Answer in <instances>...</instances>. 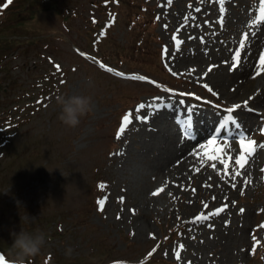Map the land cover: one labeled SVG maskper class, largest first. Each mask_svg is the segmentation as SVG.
I'll use <instances>...</instances> for the list:
<instances>
[{"label": "rangeland", "instance_id": "374dc122", "mask_svg": "<svg viewBox=\"0 0 264 264\" xmlns=\"http://www.w3.org/2000/svg\"><path fill=\"white\" fill-rule=\"evenodd\" d=\"M3 1L1 9L11 30L31 41L49 36L51 28L59 32L38 44L44 55L36 52L29 67L23 66L21 57H10L13 63L9 64V75L17 77L24 90L32 82L46 81L47 71L54 72V84L58 86L47 81L50 89L44 94L45 101L0 148V241H6L5 246L10 248L13 232L22 228L41 230L46 242L37 258L47 253V259L51 253L74 261L90 252L85 259L95 262L91 264H264V211L261 207L260 211L253 209L255 201L256 206L264 205V195L246 183L254 182L255 177L248 176L258 169L256 163L264 165V63L260 61L264 40L258 46L264 2L228 0L222 4L221 0H203L201 5L199 0H147L158 16V23H152L146 32L151 51L148 64L174 79L175 85L168 89L157 84L160 75L148 71L149 66H141L144 62L130 67L124 63L126 70L143 71L153 77L136 82L106 74L94 63L83 61L74 46L88 49L76 33L77 28L85 26L84 20L78 16L64 23L55 13L54 0ZM90 2L82 0L73 7L81 14H90ZM123 23L116 36L125 42L130 31ZM248 37L257 38L253 46L247 44ZM36 50L30 49L32 53ZM246 56L257 66L249 72L252 77L245 81L247 76L238 75L237 89L220 84L218 78L222 76L214 70L224 67V77H233L247 66ZM162 61L169 71L161 68ZM57 63L61 67H56ZM76 93L90 95L93 107L73 127L59 118L61 104L57 97ZM34 94L39 96V91ZM19 96H26V108H31L36 99L25 92ZM245 100L247 105L241 103ZM233 104L239 107L232 109ZM173 107L186 117L207 110L215 133L230 113L236 119L243 111L248 124L240 118L238 126L244 123L255 138L245 139V134L235 139L217 136V143L196 152L194 159L191 149L186 150L187 159L180 163L178 138L185 141L187 135L181 133L184 129L179 122L183 121L174 116ZM15 108L14 104L6 110L0 107V115L7 118ZM124 109L132 119L125 126V134L118 135L124 122L117 114ZM17 111L23 112L20 107ZM144 116L147 119H142ZM260 119L262 126L254 121ZM201 127L202 136L205 133ZM4 129L7 131V127ZM173 131L179 135L172 136ZM34 137L45 141L35 145ZM199 138H193L197 141L191 144L199 143ZM241 138L245 139L243 145ZM55 141L57 146L44 158L51 160L47 171L38 174L46 166L39 154L49 151ZM248 141H255L252 146L261 151L257 158L256 148L249 152L244 166L250 173L242 170L236 159L241 152L247 153ZM237 168L242 175L237 174ZM100 169L105 170L106 181L99 193L93 184ZM259 170L264 175V167ZM243 175H247L246 182ZM233 183L236 187L231 186ZM96 194L105 201L103 210L100 203L95 208ZM225 203L229 207L215 214L214 209ZM240 208L245 211L240 212ZM200 212L205 213L203 218ZM257 252L262 256L256 257ZM150 255L153 258L146 259Z\"/></svg>", "mask_w": 264, "mask_h": 264}, {"label": "trees", "instance_id": "16d2710c", "mask_svg": "<svg viewBox=\"0 0 264 264\" xmlns=\"http://www.w3.org/2000/svg\"><path fill=\"white\" fill-rule=\"evenodd\" d=\"M117 1V2H116ZM113 1L116 6L119 7V11L122 14L124 20H126V25L132 28L130 41L127 45L120 47L116 45L114 39H112L110 32L105 34V36L99 38L98 50L101 55H103L108 60H118L119 63L122 61L135 62L148 64V57L151 54L149 39L146 38V31L148 30V24L152 22V17L149 18L146 14V8L141 5V0H116ZM3 0H0V107L5 110L10 104H14L15 112H10L7 118H3L0 115V143L7 141L9 136L4 129L6 124L14 122L15 117L17 118L16 124L18 132L21 128L20 122L25 120L27 122L30 118V109L24 110L23 112H18L17 107L23 104V96L19 94L23 93V89H18V79L13 75H9V64L12 61L9 59L10 54H15L18 57L22 56L29 64L32 59L33 53L30 51L32 46L35 45V41L44 43L43 38L31 41L25 35L17 30H11L8 25V18L6 12H4L1 7ZM78 0H67L68 4H74ZM102 6V5H100ZM100 8V7H99ZM103 10V8H100ZM66 19V18H65ZM4 115V114H3ZM14 115V116H13ZM34 114H32L33 116ZM8 131L12 128L7 127ZM18 151H15V154ZM40 156V155H39ZM14 159V158H13ZM99 179V174H98ZM97 179V180H98ZM97 184H93V189L96 188ZM6 244H4L5 246ZM6 248L10 249L8 246ZM46 256V254H45ZM44 257H28L25 261L29 264H35L37 261L49 262ZM87 260L85 258H78L75 261H68L66 264H82ZM26 264V263H25Z\"/></svg>", "mask_w": 264, "mask_h": 264}, {"label": "clouds", "instance_id": "9594fccd", "mask_svg": "<svg viewBox=\"0 0 264 264\" xmlns=\"http://www.w3.org/2000/svg\"><path fill=\"white\" fill-rule=\"evenodd\" d=\"M57 99L61 104L59 118L66 125L73 127L78 125L81 117L93 107L92 97L86 94L60 95ZM252 187L264 192V175H261ZM13 236L14 242L9 249L13 264H25V258L38 254L46 242V234L41 230L27 231L22 228L18 233L13 232Z\"/></svg>", "mask_w": 264, "mask_h": 264}, {"label": "bare ground", "instance_id": "6f19581e", "mask_svg": "<svg viewBox=\"0 0 264 264\" xmlns=\"http://www.w3.org/2000/svg\"><path fill=\"white\" fill-rule=\"evenodd\" d=\"M264 5V4H263ZM258 24V23H257ZM258 29L260 30V40L258 41V46L260 45V42L261 41H263L264 39V23L262 22L261 24H259L258 25ZM222 37V36H221ZM257 38H249L248 37V41L249 42H247V44H249L250 46H253L254 44V42H255V40H256ZM231 44V43H230ZM258 46L257 47H254V48H258ZM255 49V50H256ZM226 50V49H225ZM246 55V54H245ZM223 57V56H222ZM225 58V57H224ZM255 64V62L252 60L251 61V58L249 57V56H246V67L243 69V68H240V70L238 71V72H236V73H234L233 75V77H231V76H229L230 74H228V77L226 76V78L224 77V67H219V68H217V70H214L216 73L217 72H219L220 74H221V79H219L218 78V82L220 83V84H222V85H225V86H228L229 88H233V89H237L238 88V84H236V83H238L239 81H238V75H244V76H247V78H245V81H246V79L247 80H249L252 76H250L249 74V72H250V70L254 67V66H256V65H254ZM213 66H215V65H213ZM224 66V65H223ZM257 67V66H256ZM237 68V67H236ZM253 70H256V69H253ZM258 70V69H257ZM216 73H214V74H216ZM218 73V74H219ZM232 73V72H231ZM207 74V73H206ZM217 74V75H218ZM216 75V76H217ZM215 75H212V78H213V82L216 80V77H214ZM254 77V76H253ZM238 81V82H237ZM215 83V82H214ZM232 83H234V84H232ZM216 84V83H215ZM261 86V85H260ZM234 92H235V90H233ZM170 105V103H168V106ZM179 107V106H178ZM180 108V107H179ZM251 109L250 110H252L253 112H256V110L255 109H253L252 107H250ZM172 111V110H171ZM186 112H188V114L190 115V112L192 113V111H186ZM172 113L173 114H175L174 116H176V117H178L179 119H183V120H186V113L185 114H183V113H181L177 108H174L173 107V111H172ZM240 113V117H237L236 119H232V120H230V119H228L227 121H231L236 127H239L238 125H240L241 124V122L239 123V121H240V118L246 123V124H248V120H247V118H245V113L242 111V113L241 112H239ZM193 114V113H192ZM196 114H197V111H196ZM231 115V117L232 116H235L233 113H230ZM247 117V116H246ZM223 124H220L219 125V127H218V129H217V131H216V133L214 132V130H213V128H214V126H213V121L212 120H209L208 122H205V123H202V129H203V131H204V135H200V136H198V138H199V140H201L199 143H196V144H189V140L191 139V141H192V143H193V141H197V140H195V139H193L192 138V136L191 137H188V139L186 140V142L185 141H182L181 139H179L178 138V143H179V147H180V151H179V153H180V158H181V160H180V163L181 162H183V161H185L186 159H187V156H186V153L185 152H187L185 149H188V148H191V153H192V155H191V158H193L194 159V157H195V155H196V152H198L199 150H201V149H203V148H207L208 146L207 145H209V146H213V145H215L217 142L215 141V143H208L207 141H209L210 140V135L212 134V136H213V134H215L214 136H226L227 134H225L224 132H223V130H222V128H223V126H222ZM243 125H245L244 123H243ZM174 132V131H173ZM172 132V136H176V132H174L173 133ZM186 132V131H185ZM177 135H179V134H177ZM187 135H189V134H187ZM238 136H240L239 134H237V133H234V132H231L230 133V135H229V137H231L232 139L234 138H236V137H238ZM218 137V138H219ZM185 139V138H184ZM181 143L183 144V147H182V145H181ZM188 151H190V150H188ZM201 152V151H200ZM208 153V152H207ZM251 154L252 153H250V156H251ZM189 155H190V153H189ZM189 155H188V157H189ZM178 156V155H177ZM186 156V157H185ZM200 156V155H199ZM256 156V155H255ZM170 158V157H169ZM179 158V159H180ZM251 158H252V156L250 157V160H251ZM253 159H255V157H253ZM252 159V160H253ZM169 160H171V159H169ZM249 160V161H250ZM183 164V163H182ZM187 164H184V165H182V167H184L185 168V166H186ZM201 165V164H200ZM198 166V165H197ZM246 166V165H245ZM171 167V166H170ZM195 167V166H194ZM248 169V168H247ZM186 171V170H185ZM187 172V171H186ZM188 173V172H187ZM192 173H194V172H192ZM186 174V173H185ZM187 175V174H186ZM190 175V174H189ZM233 177V176H232ZM246 177V176H245ZM184 179V178H183ZM230 179V178H229ZM185 181V180H184ZM221 194V193H220ZM229 200V199H228ZM222 221V220H221ZM220 221V222H221ZM232 221V220H231ZM230 221V222H231ZM223 222H224V220H223Z\"/></svg>", "mask_w": 264, "mask_h": 264}, {"label": "snow or ice", "instance_id": "6c2138e0", "mask_svg": "<svg viewBox=\"0 0 264 264\" xmlns=\"http://www.w3.org/2000/svg\"><path fill=\"white\" fill-rule=\"evenodd\" d=\"M106 2H107V0H106ZM221 3L223 4V3H224V0H221ZM261 11H264V8H262ZM260 61H261V63H264V54H261V55H260ZM56 66H57L58 68L60 67L59 64H57ZM102 66H103L104 68H108V67H109V65L106 64V63H102ZM232 67H236V65H232ZM112 70L115 71V69H112ZM261 70L264 71V69H261ZM118 75H120V76H126V75H129V74L124 73V72H119ZM143 79L148 80L149 77L145 76V77H143ZM216 94L219 95V93H216ZM193 95H195V93H193ZM241 103L244 104V105H247V104H248V101L245 100V101H242ZM231 107H232V109H237V108L239 107V105H237V104H233ZM141 108L143 109V108H144V105H141ZM122 119H123L124 125H122V126L119 128V130H118V135H123V134H125V132H126V127H125V126L130 125V123H131V119H132V114H131V113L126 114V115H124V116L122 117ZM142 119H147V117L144 116V117H142ZM229 119H235V116L229 117ZM262 131H264V129H262ZM216 140H217V136H211V139H210L209 141H207V142H208V143H215ZM240 143H241L242 145L245 144V140H244L243 138H241ZM255 143H256L255 141H248V142H247V151H249V152L254 151L252 145H254ZM236 159H237L238 163H239V164L241 165V167H242L243 164H244V161H245V153H244V152H241L240 155H239ZM213 167H215V165H213ZM236 171H237V174H238V175H242V173L240 172V168H237ZM102 186H103V185H102ZM231 186H232V187H236L235 183H233ZM120 199L123 200L124 197H121ZM213 199H215V197H213ZM225 199H227V198H225ZM104 203H105V201H104L103 199H101V200H100L101 210H103V205H104ZM205 207H206V205H205ZM228 207H229V205H228L227 203H225V204H224L223 206H221V207H216V208L214 209V212H215V214H220L221 212H223V211H224L225 209H227ZM239 210H240V212H244V211H245V209H243V208H240ZM133 211H135V209H133ZM199 215H200L201 218H203V217L205 216V213H204V212H200ZM225 222H226V223H230V221H225ZM213 226H214V225H213ZM253 239L255 240V242H256L257 244L260 243V241H259V240H256L255 237H253ZM253 250H254V248H253ZM177 255L179 256V253H177ZM0 264H11V262L8 261V260H5L4 255H3L2 253H0ZM189 264H190V262H189Z\"/></svg>", "mask_w": 264, "mask_h": 264}]
</instances>
